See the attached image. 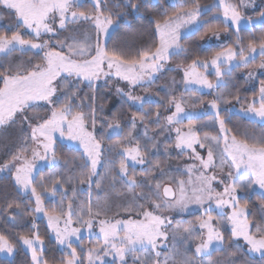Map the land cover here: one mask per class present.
<instances>
[{
	"label": "snow or ice",
	"instance_id": "6c2138e0",
	"mask_svg": "<svg viewBox=\"0 0 264 264\" xmlns=\"http://www.w3.org/2000/svg\"><path fill=\"white\" fill-rule=\"evenodd\" d=\"M92 3L93 10L88 12L78 10L82 7V0H0V16L3 11H8L16 17V30L10 35L6 32L0 33V129L20 123L27 124L30 129L24 146L0 163V173H14V181L19 185V189L35 197L33 211L47 216L48 225L58 244L67 250V256L61 259L60 264H85V258H82V253L85 252L87 264H106L105 258L109 255L113 261L118 259L120 264H127L126 257L129 254L133 256L134 261H138L141 259L135 255L138 250L153 252L161 238L168 239L165 225L170 224L171 220L160 213L170 208L183 211L189 204L202 207L208 205L204 207L206 219L199 222V228L207 230L206 235H196L190 228L183 229L190 237L199 241L195 245L197 255L207 254L210 249L218 251L225 243L223 232L213 223L215 218L210 214L214 204L215 208L220 210L219 214L225 217V223H230L233 239H243L250 252L259 253L264 257V225L253 223L247 211L248 205L241 204L237 195L238 192H246L253 186L264 190V132L259 135H238L227 128L221 115V106L232 101L219 94L208 104L212 110L213 123L219 125V132L222 134L219 137L201 139L195 124H189L186 130L179 126L185 118H198L200 114L194 109L197 104L203 105V100L197 99L189 105L183 95H171L164 102L165 111L172 109L164 119L166 130L175 132V148L180 149L182 153L191 150L199 161L198 174L194 178L192 172L196 165H190L187 168L189 178L176 180V189L159 180L155 181L149 193H139V198L149 207L137 203V194L133 191V198L128 205L111 214L102 209L94 210L91 201L78 213L74 212L71 201L59 211L53 209L46 212L42 194L34 183L33 173L37 159L55 161L54 145L57 134L59 137L78 141L83 147L86 159L82 168L85 171L76 178L79 185H87L89 188L93 186L92 178L96 175L102 149V138L98 139L95 135L97 114L92 104H88L89 111L86 113L77 110L82 109V105L73 104V99L76 98L74 92L66 93L63 101L57 96L58 91L67 88L68 78H75L78 84L87 83L93 90L96 82L101 79L107 83V79L115 78L126 82L130 89L125 91L117 87L116 92L126 96L132 103L141 107L145 103H153L151 98L133 95L131 89L154 82L157 73L165 70L171 57L185 51L180 42L181 29L196 22L201 11L199 0H193L191 6H186V0H178L177 11L163 21H155L158 43L146 42L131 53L125 52L118 45L107 46L110 43L109 29L113 24L111 14L106 13L102 7L105 0H92ZM219 3L223 7L225 21L235 24L238 33L241 15L236 10V5L230 0H219ZM128 5L138 10V5L131 0H128ZM261 16L264 17V12ZM81 22L90 23L91 33L82 30ZM209 31L217 35L219 29L210 28ZM62 32L67 35L55 40L51 37L42 39L49 34L59 36ZM237 47L239 51L227 48L216 52L210 61L193 59L186 67L178 65L183 68L185 91L192 92L194 96L204 88L217 89L221 78L231 75L232 68L228 67L225 71L222 66H231L232 62L236 61L235 67L250 68L256 55L264 57V37L260 38L259 43L255 39L248 42L247 55L239 36ZM17 51L24 54L34 53L40 56V59L38 62L29 59L27 62L3 63ZM209 65L215 69L217 83H213L204 73L198 71L199 68L207 69ZM257 69L264 74V62L256 65L247 75L252 77ZM190 85H198L199 88L192 89ZM53 97H56L55 101ZM90 99L94 100L95 97ZM233 99L241 102L239 96ZM38 102L51 106L49 114L30 118L27 113L38 107ZM244 102L247 104L243 109L245 113L264 121V80L260 81L258 95H253L250 100L245 98ZM223 111L229 112L231 109L225 107ZM150 115V112L139 117L133 115L130 118V128L134 130L138 119L143 122L145 116ZM155 115L156 123L159 124L161 113L157 111ZM107 127L110 130L109 138L111 133L119 134L123 131L116 119ZM128 141L127 146L121 147L120 155L124 159L121 160L118 171L131 191L140 187V183L135 173L129 172V162L133 165H144L147 159V145L142 147L139 140L132 137V131L128 132ZM195 145L206 150V159L196 152ZM154 167L161 171V175L164 174L159 162ZM217 167L223 179H220L215 171L207 174L208 169ZM71 182V177L63 182L56 177L51 179L50 187L41 182L40 188L44 192L55 193L63 189L64 184ZM213 182L223 185V190L218 191L213 187ZM95 187L99 188L100 185L96 183ZM225 208L230 209V214L224 213ZM73 224L78 226L73 227ZM94 224L99 229L98 242L95 246L81 248L78 252L77 248L73 247V238L79 241L82 230L86 229L91 233ZM32 228L31 235L18 236L17 241L30 250L32 264H49L43 255L44 241L34 224ZM15 247L7 236L0 234V252L13 253ZM159 256L158 251L151 260L145 256L143 264H159ZM182 264H192V261L184 256Z\"/></svg>",
	"mask_w": 264,
	"mask_h": 264
},
{
	"label": "rangeland",
	"instance_id": "374dc122",
	"mask_svg": "<svg viewBox=\"0 0 264 264\" xmlns=\"http://www.w3.org/2000/svg\"><path fill=\"white\" fill-rule=\"evenodd\" d=\"M230 2L234 4L233 0H230ZM239 3L240 4L236 6V10L241 15L239 29L240 27L243 26L258 24L261 21L260 20L261 16L258 15L257 17V14H251V15L249 14L251 12H256L258 9L263 7L264 0H240ZM218 4L219 6L222 7L219 1ZM238 7H240V9ZM245 12H247V14ZM201 15L202 14H200V16ZM199 19L193 24L189 25L188 27L181 29V40L184 37L192 35L194 32H196V30L200 27ZM12 21L16 22V17L8 11H3L2 16H0V26H8L9 28L14 29V27H16L14 26L16 25V23H14L13 25ZM228 22H230L232 25H235L231 21ZM81 25L83 31L91 33L92 27L89 22H81ZM112 27L113 25L109 29L110 35L112 34L113 31ZM22 34H23V30H22ZM64 35H67V33L62 32L59 36H52V34H49L44 36L42 39L47 40L51 37L53 40H55L62 38ZM39 58L40 57L38 55H35L34 53L24 54L17 51L13 53L11 56H9L6 61H3V63L5 64L15 63V61H19V60H20L19 62H27L29 59L38 62ZM236 63H237L236 61H233L231 67L234 66ZM189 64L190 63H187L186 61H182L181 63H179V61L176 58L175 59L173 58L165 66V70L163 72L157 73V77L158 76L160 77L163 74V76L160 77L161 78L160 83L161 86H163L164 92L168 98L171 95L177 97L178 94L181 93V91L185 88V85L183 83V79H184L183 68L178 67V65H183L184 67H186ZM224 70H226V68H224ZM198 71L204 73L208 77V79L211 80L213 83H217V78L216 80H212V78L209 77L210 74H215V69L213 66L209 65L207 69L199 68ZM245 76L247 77V75ZM256 76L257 75L254 73V75L250 77V79ZM221 81L222 82L225 81V78H221ZM66 83H67V88H62L60 91H58L57 96L60 97L61 101H63L66 93L71 94L74 92L76 98L73 99V104L82 105V109L78 108L77 110H83L86 113L89 111L88 104L91 103L92 106L96 109V114H97V119H99V124H101V126L106 128L105 129L106 135L109 136L110 134V130L108 129L107 125L111 123L113 119H116L119 121L121 129H123L126 125L128 126V129L132 131V137L136 140H139L142 147L145 146V144H148L144 141L143 136L140 135L135 136V133L137 131L136 127L133 130L130 128V123L123 121V118L125 119L123 112L120 111L117 112V110H119L122 105L127 104V102L129 101L126 96H122L121 94L116 92L117 87L123 88L125 91H129L130 89L126 86V82L119 81L118 79L115 78H109L107 79V83H105V80L101 79L100 81L96 82V84L94 85V90L89 88L87 83L78 84L75 78H68ZM189 87L192 89L199 88L198 85H190ZM136 88L137 86L131 89L133 95L141 96L145 98H150L152 91L156 89L155 85L152 86V84L150 83H147L144 88H141L139 90H137ZM200 91H202V89ZM220 94L221 96H224L225 99H229L232 102L235 100L233 99V97H235V94L229 95L227 90H224ZM91 97H95V99L91 100L90 99ZM53 100L55 101L56 97H53ZM189 100H191V102L189 101L190 104L195 102L192 98ZM38 105H39L38 107L34 108L33 110L27 113V115L30 118L44 117L49 114V109L51 106L46 105L45 102H38ZM198 105L199 104H197L196 108L198 107ZM125 108H128V106H125ZM166 129L167 127H161L160 129L155 131L154 129H152V127H150V129L142 128V131L148 132L147 135H152L149 138L151 141L150 142L151 145L147 146L146 163L144 165H133L131 162H129V172L132 173L133 170H136V168L140 167L141 169H144L145 172L148 173V175L146 177L145 182H140L139 181L140 175L136 172L135 175L137 177L138 183H140V187L131 191L129 190L128 185L125 183L122 174H120L118 171L120 162L122 159H124V157L120 155L121 147L128 145L129 142L128 137L124 138V140L116 144L110 143L108 145L104 163L102 162L103 152L101 149V155L99 157V163L97 165L96 175L93 176L92 178L94 183L91 188H89L87 185H79L76 183V178L80 176L83 171H85V169L82 168V165L84 164L86 159L85 155L83 156L84 160H80V161L74 160L73 163L70 165L63 164L61 166L58 165L59 161L57 158L55 159V161H52L51 159H49L48 161L37 159L36 170L33 173L35 177L34 183L37 187V190L40 191L42 194L43 205L46 212H51L53 209L59 211L61 207L66 206L68 201H71L73 204L74 212L78 213L82 208L87 206L89 201H91V207L94 210L102 209L108 211L111 214L128 205L129 201L132 200L133 198L132 197L133 191L137 194L136 202L139 204H144L145 207H149V205L142 198H139V193L150 192V189L153 186L154 176L160 171V170L155 171L156 168L154 166L156 163H155V157L152 154L153 151L155 149L159 150L160 146H162L166 141L172 142L173 139L175 138V136L172 135L173 137L171 136L166 141H163L165 136L169 134V131ZM150 131H152V133H149ZM29 132L30 129L25 123L6 126L5 128L0 129V163L9 159L11 155L15 154L21 147L24 146L25 142L27 141ZM122 132H120L119 134L113 132L111 133V136L120 135L122 134ZM104 135L102 134L100 139L102 138L104 140L105 138ZM58 139L62 141L68 140L67 137H59V135L57 134L56 141ZM75 142L77 143L76 146H79V148L83 149V147L79 144L78 141ZM28 144L29 146H31L30 141H28ZM152 145H155V147L153 148ZM172 153H173L172 149H166L164 151V155L166 158L165 161L162 160L159 161L160 168L163 170V172L166 173L165 176L162 177L160 180H163L164 182L166 181L165 183L166 185L168 184L173 185L174 188L176 189L177 187L175 183L176 180L178 179L187 180L189 178V173L187 171L188 166L196 165V167L193 169L192 172L193 178L195 177V175L198 174L199 161H197L194 157L186 158V159L180 157L171 162L167 161V158H170ZM108 159L110 160V163H108ZM46 167L53 168L54 171L50 175L42 174L43 170ZM102 169H103L102 171L103 173L101 172ZM213 171L217 173L220 179L224 178L219 173L218 167L216 169H212V168L208 169L207 174H211ZM5 174H11L14 176V173H9V172L0 173V175H5ZM56 177H59L62 182L65 181L67 178L71 177L72 182L71 184H64V188L59 189L55 193L44 192L40 188L41 182H43L46 187H50L51 179ZM169 181L172 184L168 183ZM96 183L100 185L99 188L95 187ZM213 187L217 188L218 191L223 190V185L218 184V182H213ZM73 188H75V195H73ZM100 192H102V195L98 196ZM25 195L35 202V197H32L29 194H25ZM207 206L208 205H204L202 207L196 204H189L187 209L183 211L180 210L179 208H170L167 210H163L162 213L160 214L170 218L171 220L170 224L165 225V230L168 232V239L163 240V238H161L157 242L158 243L157 249L154 250L153 252L145 253L138 250L135 253L137 257L141 258L138 261H134L133 256L129 254L126 257L127 262L129 263L130 261H132L134 264H143V259L145 256H148L149 260H151V257L155 255L156 251H158L160 253V256L157 258L159 260V264H182V259L184 256H187V258L192 261V264H241L240 263L241 255L244 252L241 261L243 262V264H245L244 262L248 264H252V263L260 264L258 260L260 254L250 252L249 246L243 241V239L240 240L233 239L232 241L228 240L225 232L227 230L231 231V225L230 223H225V217L219 214L220 210L216 209L214 204H213V210L210 214L215 218L213 223L216 224V226L220 229V231L223 232L225 243L218 251L214 249H210L209 253L207 254L197 255L195 253V245L199 241H196L195 239L190 237L188 233H185L183 231V229L190 228L194 231L196 235H202V236L206 235L207 230L200 229L199 222L201 221V219H206V217L204 216V207ZM34 208L35 206L33 207V209ZM223 211L226 214H230V209L225 208ZM194 215H199V216L193 217ZM32 216H33L32 219H30L24 211L16 210L10 214H4L2 218L13 225H18L22 219L25 222H32L35 225L37 224V222L40 221H43L48 225V219L44 213L34 212ZM178 225L179 227H177ZM72 226L76 227L78 225L73 224ZM61 227H63L62 223H61ZM98 233H99V229L98 226L95 224L93 225V230L91 233H89L86 229L82 230L80 234L81 238L79 241H76L75 238H73V247L74 246L79 247L77 251L80 252L81 248L88 249L90 247L95 246V244L98 242ZM53 237L55 238L54 233H53ZM85 238H88V240L92 241L93 244L89 245L87 243H83V239ZM23 247L25 251L31 254L30 250L27 249V246L23 245ZM61 247L65 250L63 246ZM45 248L46 246L44 243V251ZM241 250H243L242 253ZM16 252L17 250L15 249L13 253L0 252V255L6 259H12L16 255ZM82 257L85 258V264H87L86 252L82 253ZM105 260H106V264H114L116 262L120 263L118 259L113 261L111 255L106 257Z\"/></svg>",
	"mask_w": 264,
	"mask_h": 264
},
{
	"label": "trees",
	"instance_id": "16d2710c",
	"mask_svg": "<svg viewBox=\"0 0 264 264\" xmlns=\"http://www.w3.org/2000/svg\"><path fill=\"white\" fill-rule=\"evenodd\" d=\"M218 1L219 0H199L201 6L200 14H202L199 19L200 27L192 35L186 36L181 40V45L183 46L185 51H183L179 55L172 56L170 60L176 58L179 63H181L182 61L191 63L193 59L210 61L218 51H224L227 48L231 47H234L237 51H239L237 47V36H239L240 41L245 46L246 55L248 53V42L255 39L257 43H259L260 38L264 37V17L261 16V13L264 12V5L256 12H251L249 14H257V17L258 15L261 16V21L258 24L240 27L239 32L237 33L236 26L232 25L228 21H225L223 17V8L219 6ZM131 2L138 5V10L132 9L128 5V0H105V4L102 5V7L105 8L106 13L111 14V18L113 20V31L109 37L110 43H108L107 46L112 47L113 45H118L125 52L134 53L137 48L144 45L146 42L158 43L159 36L155 30V21H163L167 16H170L172 15V13L177 11L178 0H131ZM192 2L193 0H186V6H191ZM233 2L236 6L240 4V0H233ZM238 8L240 9V7ZM78 10L88 12L93 10L92 0H82V7ZM245 13L247 14V12ZM12 22L13 25L14 23H16L15 21ZM210 28L219 29L218 34L213 35L212 32L209 31ZM15 30L16 27H14V29H11L8 26H0V33L6 32L10 35ZM19 61H15V63H20ZM261 62H264V57H260L259 55H257L256 58L251 61L252 67L250 68H244L243 66L235 67V65L232 67L229 66L232 68L231 75L222 77L225 78V81H221L217 89L208 90L204 88L202 89V91L196 92V94L193 96L192 92L185 91L184 88L177 97L183 95L185 99L188 100V102H191V100L188 99L189 96L194 101H196L197 99L203 100L204 104L198 105V107L194 109L195 112L200 114L198 118H185L179 126L186 130L189 124H195L199 131V136L201 139H204V137L221 136L222 134L219 132V125L213 123V118L211 115L212 110L208 107V104L213 99H216L218 94L221 95L220 93H222L224 90H227L229 95L235 94V96H239L241 98V102H237L236 100H234L228 105L221 106V115L225 119L226 127L231 129L238 135L243 133H248L249 135H259L260 133L264 132V121H261L259 120V118L243 111V109L247 107L246 102H244L245 98L250 100L253 95H258L260 81L264 80V74H261V70L257 69L254 72L257 75V78L254 77L250 79L247 73L249 71H252L253 68H255V66L260 64ZM227 67L228 66H223V68H226L225 71H227ZM245 75H247V77ZM160 77L158 76L154 82L150 83L152 84V86L155 85L156 88L152 91L150 97L154 101L153 103H145L143 107H141L138 104H134L131 101H128L127 104L122 105L120 109L117 110V112H123L125 116V119L123 118V121L127 123H130V118L133 115L139 117L141 115H145V113L148 112L152 113V115L150 116H145V120L143 122L138 119L136 123L137 131L135 133V136H143L144 138H142L144 139V141L148 143L145 144L147 146L151 145V141L149 138L152 135H147L148 132L142 131V128L150 129V127H152V129L157 131L161 127H167L164 117L169 115L172 111V109L165 111L164 102L168 99V97L164 92L163 86H161ZM209 77L212 78V80H216L217 78L215 74H210ZM146 84L147 83H145L144 86L138 85L136 89L139 90L141 88H144ZM125 106H128V108H125ZM225 107L231 109V111L224 112L223 108ZM157 111L161 113L159 117V124L156 123L157 117L155 113ZM105 129L106 128L99 124V119H97L95 135L98 139H100L101 135L105 134L104 140L101 139V142L103 144V163L106 158V150L108 149V145L110 143L116 144L124 140V138L128 137V132L130 131L128 129V126L126 125L123 128L122 134L111 136L109 138V136L106 135ZM145 133L147 134L145 135ZM149 133H152V131H150ZM172 135L175 136L174 130L169 131V134L165 136L163 141H166ZM174 141L175 138L172 142L166 141L162 146H160L159 150L155 149L153 151L152 154L155 157V163L161 160L165 161L166 158L164 155V151L166 149L173 150L170 158H167V161L170 162L180 157L185 159L193 157L195 158V154L191 150H185L182 153L180 149L175 148ZM76 144L77 143L75 141L71 140L62 141L58 139L55 142V157L59 161L58 165H70L74 160H84L83 149L79 148V146H76ZM194 147L196 148V152H198L206 159V150L200 148L198 145H195ZM108 163H110L109 159ZM53 171V168L46 167L43 170L42 174L50 175ZM102 171L103 169L101 170V172ZM155 171H158V169H156ZM136 172L140 175L139 181L145 182L148 173L140 167L136 168V170H133L132 173ZM163 173L164 174L161 175V172L159 171L154 176L153 184L157 180L161 181L164 184L166 183V181L164 182L163 180H160L166 174L165 172ZM168 183L171 182L169 181ZM101 195L102 192H100L98 196ZM237 195L240 198L241 204L248 205L247 211L249 213V218L253 221V223L264 225V218H262L264 217V190L259 189L258 186H254L246 192H238ZM8 205H11V207H8ZM34 206L35 202L32 199L28 198L19 189V186L14 181L13 175H0V234L7 236L15 244V249L17 250L16 255L12 259L3 258L0 255V264H32L31 254L25 251L23 244L17 241V237L21 235H31L33 232V223L25 222L22 219L18 225H13L2 217L4 214H10L16 210H21L24 211L30 219H32ZM198 216L199 215H194L193 217ZM35 226L46 246L44 257L48 260L49 264H60L61 259L67 256V250H64L58 244L57 240L53 237L51 229L45 222H37ZM225 233L228 240L232 241L233 237L231 236V231L227 230ZM83 243H87L89 245L93 244L92 241L88 240V238L83 239ZM74 247L77 248V250L79 249V247L77 246ZM242 252L243 250H241V253ZM242 255L241 261L243 257ZM258 260L260 264H264V257H262L261 255H259ZM241 261L240 263L243 264V262ZM244 263L248 264L246 262ZM114 264L120 263L116 262ZM127 264L134 263L130 261L129 263L127 262Z\"/></svg>",
	"mask_w": 264,
	"mask_h": 264
},
{
	"label": "water",
	"instance_id": "95a60500",
	"mask_svg": "<svg viewBox=\"0 0 264 264\" xmlns=\"http://www.w3.org/2000/svg\"><path fill=\"white\" fill-rule=\"evenodd\" d=\"M168 185H170V184H168ZM170 186L174 188V186H173V185H170ZM174 189H175V188H174Z\"/></svg>",
	"mask_w": 264,
	"mask_h": 264
}]
</instances>
